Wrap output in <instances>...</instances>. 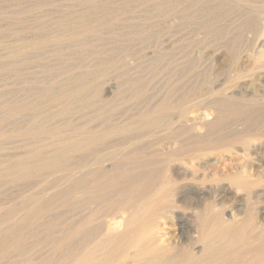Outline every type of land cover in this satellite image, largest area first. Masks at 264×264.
<instances>
[{"label":"rangeland","instance_id":"374dc122","mask_svg":"<svg viewBox=\"0 0 264 264\" xmlns=\"http://www.w3.org/2000/svg\"><path fill=\"white\" fill-rule=\"evenodd\" d=\"M83 1L0 0V241L23 234L1 254L0 264L55 260L62 253L49 258L52 243L83 217L92 215L86 230L99 235L108 227L122 231V219L106 215L115 207L107 199L115 187L65 195L79 174L95 178L116 165H148L168 181L171 171L179 172L169 197L172 203L180 200L177 206L181 202L203 209L210 197L217 203L215 210H248L264 222V134L244 152L237 142L226 149L193 152L207 146L192 143L203 135L201 126L212 114L203 115L214 102L264 111V71L252 69L253 78L233 83H242L244 89L226 87L235 74L233 61L251 64L249 52L258 34L245 26L262 0ZM177 1L179 12L173 9ZM162 102L168 106L158 110ZM177 103L185 106L184 114L175 108ZM146 112L171 121L141 128ZM239 119L226 116L209 125L208 137L229 142L251 122L242 126ZM34 128L42 133L29 134ZM82 132L108 135L90 150L76 151L72 143ZM40 160L58 162L59 169L37 166L28 175L13 171L22 164L33 168ZM80 161L85 166L78 172ZM257 171L259 177L253 176ZM247 175L260 179L249 191L238 185ZM107 178L96 179L95 186L103 187ZM129 182L118 188L126 190ZM173 211L170 220L160 219L156 243L185 245L196 252L200 244L193 212L181 205ZM257 230L251 235L264 236Z\"/></svg>","mask_w":264,"mask_h":264},{"label":"bare ground","instance_id":"6f19581e","mask_svg":"<svg viewBox=\"0 0 264 264\" xmlns=\"http://www.w3.org/2000/svg\"><path fill=\"white\" fill-rule=\"evenodd\" d=\"M89 1L90 0H84L83 2H89ZM239 1L237 0L238 4H242L243 2H245V0H239ZM173 6H174L173 9H175V11L179 12L181 10V2L179 1L175 2ZM219 9H216L217 14H219L220 12ZM254 10H255V14H253L252 18L249 21V24L247 23V25L245 26V27H253V29L256 31V34H258L256 44L250 49L249 52L250 54L247 53L250 56L249 63L251 62V64H249L247 67H244L243 66L244 64L242 65L240 62L233 61L231 66L233 67V71H235V74L233 76V80H229L226 83V87L235 86L237 87V89L241 88L244 86L242 85V83L241 84L237 83L235 85L233 84L237 82L236 81L237 79L241 77L245 78L248 76L250 78H253L254 72H251L252 69H255L259 72L264 71V0H262L261 3L258 4ZM245 62H248V60ZM214 72L210 71L208 73L210 78L214 74ZM216 72L218 71L216 70ZM262 73H263L262 75H264V72ZM82 86L81 88L82 90H84L85 85ZM249 86H253V85L249 84ZM79 90L81 91L80 88ZM238 92L236 91V93L235 92L232 93L231 97L236 96V94H239ZM157 106H158L157 107L158 110H165L168 105L162 102ZM175 108L178 110L179 114L181 115L186 112L185 106L182 103H177L175 105ZM209 109L211 111H209L208 113H204V115L202 113L201 115H203V118H205L206 116L208 115L210 116L212 114L211 120L209 122L202 124L201 128H203L204 131L203 135L202 136L200 135L199 137H197V139H194V141L192 142L195 145L196 144L199 145L203 143L207 147L197 148L195 150L192 149L193 152L201 151L206 148L213 150H218L219 148L226 149L225 147L231 146L234 142L241 144L242 149L239 150L240 151L242 150L244 152L247 151L248 148H251L253 141L257 140L258 136L264 134L262 133L264 129V126H262L263 125L262 119H264V111L260 109H249L245 106L232 108L228 105L223 104V102H214L209 106ZM154 110H156V108ZM143 116L144 118H142L143 120L141 119L142 122L140 123L139 126L141 128L146 126H161L164 124H168L171 121V119L168 116L167 117L158 116L154 118L151 117L150 114H148L147 112ZM226 116L234 117L236 119L240 118L242 120V123L239 125L242 126L244 125V123H247L248 121L251 122L245 127V129L240 131V133L232 137L229 142L220 143L219 141L218 142L216 141L217 139H213L210 136L208 137V133H209L208 131L210 130L209 125H216L221 119H223ZM127 128L128 126L125 129ZM28 132L31 135H39L42 133V130L40 128H34ZM108 133L110 132L108 131ZM108 133L106 134L108 135ZM78 134H82L81 139L77 140V142L72 143V146L74 147V149H76V151L90 150L91 148L95 147L97 144L103 143L102 141H104V139L107 137V135L105 134L96 135L94 133H85V132ZM203 136H206V138ZM176 155L177 154H175L174 156ZM178 159L179 158H177V160ZM40 161L41 162L39 161L36 162L33 168L32 166L29 165L18 164L20 166L19 169H13V171L20 170L21 174L25 173L26 175H28L31 174V172L33 173L34 170H37L38 169L37 166L50 168V170L53 168L59 169L58 162L54 163V162H50V160L49 161L40 160ZM181 162L182 161H180V163ZM132 165L129 167H122L121 165L120 167L119 166L116 167L117 165L115 167L113 166L110 168V170L108 169V172L100 173V174L98 173V175L96 174L97 177L95 178H94L95 175H93V177L91 178L89 177L90 175H88L89 178H87L85 174L81 173L79 174L77 181L75 180L76 184H74V186H72L71 188L67 189L65 192V195L71 193L72 195L73 193H76L75 195H77L78 193V197H79L80 194L93 193L96 190V187L98 190L101 189V191L102 188L105 187L107 188L109 186L115 187L116 189L113 188L116 190L114 196L110 192L111 194L108 195L111 196L107 198L108 200H110L109 203L115 205V207L112 205L114 209L111 210V212L109 213H107L108 212L107 211L106 215L115 214L116 217H120L123 221V230L114 233L111 232L113 228L110 229V227H108L107 232L105 234L99 235L98 233H96L98 231L95 232L94 230H89V228L88 230H86V225L93 218L92 215L89 217H85V219L83 217V219L81 218L79 222H77L73 230H71L69 233L62 235L60 238H57V240H55L52 243L51 249H49V252H51L50 255L51 257L49 258H52V256H56V254L59 255V253L62 254H60V256H58L53 261H50L49 259V261L44 260L43 262L40 261V263L37 264H264V236L261 235L264 234L263 220H260L258 218V215L248 210L243 212L239 211L237 213L235 212L233 213V211L229 213H225L223 211L215 210L217 203L214 200H211L210 197L205 198V196H204L205 198L204 202L206 203L205 205H203L204 207L202 206L203 209H198V206L201 205L198 206L196 205L197 207L194 205L195 207L192 208V205H186L184 203L179 202L182 208H187V209L189 208V210L193 212V217L196 220V221L194 220L195 223H197L195 224V226L198 227L196 228L195 231V233H197V235L195 236L196 239L195 241L196 243L200 244L199 247L197 248V251L194 252L192 250L193 248L192 249L187 248L188 246L186 247L185 245L184 246L181 245L182 247L179 246L180 248L179 249L177 246L171 243L166 245L157 244L155 234L157 233L160 219L164 218L170 220L169 214L174 212L173 208L180 207V205L177 206L178 203H176L178 202L179 199L177 200V198L176 199L174 198L173 200L175 202L173 201L174 203H172L169 197L171 196L172 193L171 191H174L172 190L171 185H173L177 181V179L180 177L181 174H179V172L177 171H171L170 181H168L165 179H160L158 173L154 171V169L148 167V165H133V166ZM84 166L85 163L80 161V164L78 166V172H81L82 170L81 168L84 169ZM216 169H217V165H216ZM245 172L246 170L243 171V173ZM258 172L261 171H257L255 174L252 175L259 177ZM247 173H250V169L247 170ZM17 174H19V172ZM26 175L22 177H25ZM105 175L108 178L106 183L103 185V187L99 185L95 186L94 184L95 180L101 177L106 178ZM126 180L130 181L129 182L130 185L126 186L128 188L126 190L125 188L124 189L121 187L118 188V186L122 185V182ZM259 182L260 179L258 178L250 179V176L247 175L238 181V185L241 187V189L245 191H249L251 190L252 187L258 185ZM175 196L176 195H174V197ZM169 202H171L173 205ZM81 203H83V201ZM49 206L50 205H48V207ZM38 212L39 211H37V213ZM241 213H243L242 217H240ZM37 215L38 214H36V216ZM254 229L256 231H259L257 229H261L263 231V233L260 234L262 237L259 238L257 234H256L257 237L252 236L251 232ZM261 230L260 232H262ZM101 232H105V231H101ZM19 234L21 235L22 233L19 232L18 235L16 234V236L13 235L14 237L10 239L8 238L9 240L0 241L1 243L4 244V246L0 250V257H2V259L3 256H1V254L4 253V251L9 246L19 242L20 240ZM73 236L74 237L76 236L74 243L70 242V245L66 246L67 245L66 242L68 241V239L70 240V238ZM245 255H246L245 257L246 260H241L240 257L242 256L244 257ZM21 263L23 264L25 263V261Z\"/></svg>","mask_w":264,"mask_h":264}]
</instances>
